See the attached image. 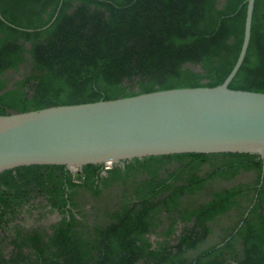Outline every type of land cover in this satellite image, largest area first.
<instances>
[{
	"label": "trees",
	"instance_id": "1",
	"mask_svg": "<svg viewBox=\"0 0 264 264\" xmlns=\"http://www.w3.org/2000/svg\"><path fill=\"white\" fill-rule=\"evenodd\" d=\"M60 3L0 0L1 116L220 86L248 0ZM229 88L264 93V0ZM263 168L231 153L6 171L0 264H264Z\"/></svg>",
	"mask_w": 264,
	"mask_h": 264
},
{
	"label": "water",
	"instance_id": "2",
	"mask_svg": "<svg viewBox=\"0 0 264 264\" xmlns=\"http://www.w3.org/2000/svg\"><path fill=\"white\" fill-rule=\"evenodd\" d=\"M255 3L248 0L242 49L220 86L0 115V175L33 165L77 173L180 154L254 153L264 160V93L229 88L248 52Z\"/></svg>",
	"mask_w": 264,
	"mask_h": 264
},
{
	"label": "built area",
	"instance_id": "3",
	"mask_svg": "<svg viewBox=\"0 0 264 264\" xmlns=\"http://www.w3.org/2000/svg\"><path fill=\"white\" fill-rule=\"evenodd\" d=\"M108 166H110V165H108Z\"/></svg>",
	"mask_w": 264,
	"mask_h": 264
}]
</instances>
